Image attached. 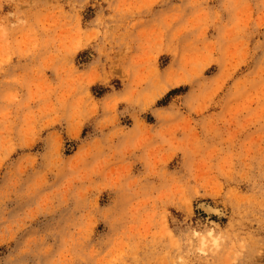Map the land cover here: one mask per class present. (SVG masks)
<instances>
[{"label":"rangeland","instance_id":"374dc122","mask_svg":"<svg viewBox=\"0 0 264 264\" xmlns=\"http://www.w3.org/2000/svg\"><path fill=\"white\" fill-rule=\"evenodd\" d=\"M0 264H264V0H0Z\"/></svg>","mask_w":264,"mask_h":264},{"label":"bare ground","instance_id":"6f19581e","mask_svg":"<svg viewBox=\"0 0 264 264\" xmlns=\"http://www.w3.org/2000/svg\"><path fill=\"white\" fill-rule=\"evenodd\" d=\"M204 206H205L206 210L209 211V212H219V210L214 209L213 207H211V206H209L207 204H205ZM209 233H210V236L214 237L212 230ZM197 235H199V234L196 233V237H197ZM202 237H203V245L200 247V249H205V238H206V236L204 235ZM214 239H215V243L217 244L218 243V241H217L218 239L215 238V237H214Z\"/></svg>","mask_w":264,"mask_h":264}]
</instances>
